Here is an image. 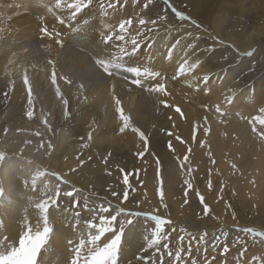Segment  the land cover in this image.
I'll list each match as a JSON object with an SVG mask.
<instances>
[{"label":"rangeland","instance_id":"rangeland-1","mask_svg":"<svg viewBox=\"0 0 264 264\" xmlns=\"http://www.w3.org/2000/svg\"><path fill=\"white\" fill-rule=\"evenodd\" d=\"M58 1L51 0V10H58L47 19L26 12L0 21V204L9 212L7 222L0 223V264H45L49 256L53 261L48 264L92 263L81 246L70 258L53 257L49 240L57 232L60 213L69 218L64 227L70 233L82 231L85 213L91 223L98 221L96 226L106 229L103 249L90 257L94 264H110L121 223L125 231L118 264H264V176L257 174L264 171V0H237L235 10L221 7L228 0H203L205 7L200 4L198 11L188 0ZM19 19L27 22L6 32ZM105 19L109 26L100 32L98 25ZM220 19H225L220 26L237 46L216 28ZM249 31L262 34V43L248 39ZM26 33L35 35L30 43L43 41L44 34L56 35L57 50L69 48L74 55H52L46 46L35 54ZM225 54L237 60L228 63ZM81 56L97 65L98 74L73 72ZM193 61L194 80L187 84L172 65ZM156 102V117L168 126L154 122L141 129L131 109L137 107L140 116H146L145 108ZM195 106L206 109L194 119L201 132L197 142H175L181 143L184 154L179 148L174 153L172 139L152 144L151 139L178 136L179 125H189L184 112ZM121 116L145 134L147 149L136 132L119 131ZM231 119L253 129L250 135L258 146L253 163L241 172L230 164L221 166L217 157L196 160L206 142L216 137L213 123ZM128 131L134 134L129 154L118 155L112 145L128 139ZM160 147L172 154L159 156ZM75 189L79 191L74 196L65 195ZM106 197L122 210L111 205L110 211L99 212L101 205H109ZM154 221L157 235L163 230L164 236L158 250L147 247Z\"/></svg>","mask_w":264,"mask_h":264},{"label":"bare ground","instance_id":"bare-ground-1","mask_svg":"<svg viewBox=\"0 0 264 264\" xmlns=\"http://www.w3.org/2000/svg\"><path fill=\"white\" fill-rule=\"evenodd\" d=\"M61 1V0H59ZM58 1V2H59ZM64 1V0H63ZM73 1V0H72ZM189 2H191V4L194 6L193 9H197L198 11V8L200 6V4L203 5V0H188ZM229 1V2H228ZM228 1H225V4L221 3V7L224 6V8H228L229 9H232V10H235L237 7H238V4H237V0H228ZM226 2H228L226 4ZM55 3V2H54ZM162 5H160V7L162 6L163 10L165 12H167V14L170 16L171 14H169V10H167V5H163V3H161ZM62 6L66 5V4H61ZM71 5V4H70ZM51 6H52V2L51 0H0V21L3 22L4 19H10V18H13L12 16H15V15H20L22 13H35V14H40V17H42V15H45V19H47V15L50 17V12L51 11H56L58 10V8L55 6L53 7L54 9L56 10H51ZM67 6V5H66ZM218 6V5H217ZM217 6L215 7L217 9ZM71 7V6H70ZM203 7H205V5H203ZM207 8V6H206ZM70 10V9H69ZM57 12V11H56ZM55 13V12H53ZM59 13V12H58ZM166 14V15H167ZM195 14V12H194ZM25 15V14H23ZM62 14H59L58 16H60ZM167 15V16H168ZM16 17V16H15ZM19 17V16H18ZM23 17V16H22ZM56 17V15H55ZM171 17V16H170ZM20 18V17H19ZM28 18V17H27ZM32 18V16H31ZM44 18V17H43ZM58 19H61L59 17H57ZM75 18V17H74ZM73 18V19H74ZM227 18V17H225ZM44 19V20H45ZM76 19V18H75ZM216 19V18H215ZM11 20V19H10ZM15 20V19H14ZM21 20V19H19ZM18 20V21H19ZM72 20V19H71ZM191 20V19H190ZM214 20V19H213ZM221 21L218 22V27H216L218 29V31L221 33V34H225L223 27L220 26V24H224V20L223 19H220ZM8 21V20H7ZM13 21V20H12ZM32 21V20H31ZM34 21V20H33ZM43 21V20H42ZM41 21V22H42ZM49 21V20H48ZM48 21L45 23H48ZM52 21V20H51ZM56 21V20H55ZM73 21V20H72ZM75 21V20H74ZM73 21V22H74ZM77 21V20H76ZM75 21V22H76ZM6 22V21H4ZM25 22H27L26 19H22L20 22H11V24L8 26V30L6 29V32L8 31H11L10 28H14V29H17L20 27V25H24ZM50 22V21H49ZM59 22V21H58ZM33 23V22H32ZM77 23V22H76ZM93 23V22H92ZM226 23V22H225ZM1 24V23H0ZM3 24V23H2ZM44 24V23H43ZM51 24V22H50ZM54 24V23H53ZM80 24V23H79ZM89 24V23H88ZM107 23L106 19L102 21V23L96 27H98V31H102V29L105 28V25ZM37 25V24H36ZM42 25V24H41ZM49 25V24H48ZM52 25V24H51ZM58 25V24H57ZM83 25V24H82ZM81 25V26H82ZM31 26V25H30ZM29 26V27H30ZM33 26V25H32ZM38 26V25H37ZM36 26V27H37ZM40 26V25H39ZM47 27V25H45ZM60 26V25H59ZM62 26V25H61ZM78 26V24L76 25ZM85 26V25H84ZM83 26V27H84ZM90 26V25H89ZM25 27V26H24ZM28 27V26H27ZM26 27V28H27ZM45 27V28H46ZM80 27V26H79ZM230 27V26H229ZM21 28V27H20ZM33 28V27H32ZM40 28H43V27H40ZM67 28V27H66ZM87 29V27H85ZM102 28V29H101ZM50 29H53L50 28ZM50 29H48L50 31ZM55 29V28H54ZM59 29V27H58ZM61 29V27H60ZM63 29V28H62ZM223 29V30H222ZM25 31V29H22ZM28 30V29H27ZM64 30V29H63ZM32 31V30H31ZM47 31V29H46ZM44 31V33L46 32ZM65 31V30H64ZM85 31V30H84ZM23 32V31H22ZM27 32V31H26ZM48 32V31H47ZM51 32V31H50ZM250 32V31H249ZM53 33V32H52ZM64 33V32H63ZM77 33V31H76ZM80 33V32H79ZM2 34V33H1ZM19 34V33H18ZM28 35V33H26ZM43 34V33H41ZM54 34V33H53ZM83 34V33H82ZM86 34V33H85ZM215 34V33H214ZM37 35V34H36ZM40 35V33L38 34ZM46 35V34H44ZM44 38H42L43 41H33L30 43L29 40H32L33 37H35V35H28L29 37H27V42H28V45H31V48L32 50H30L31 52H34L35 54H40L39 51H42L41 49L44 48V46L48 47L47 49L49 50V52L52 54V55H55L57 53H60V51L62 52H70V55H74L72 54V50L69 49V48H65V50H60L58 51L56 47H58L57 45V41H56V35L55 37L54 36H51L50 34H47L46 36H44ZM87 35V34H86ZM92 35V34H91ZM248 39L250 38L251 41H253L254 43L257 41V42H261L260 41L261 39L263 40V38H260L262 36V34H258V33H254L253 31L250 32L248 34ZM2 36V35H0ZM74 36V35H73ZM89 36V35H88ZM87 36V38H88ZM219 36V34H218ZM222 36V35H221ZM225 36L228 40L231 41V43L233 45H236V40L235 38H230V36L228 35H223ZM24 37H25V34H24ZM220 37V36H219ZM233 37V36H232ZM3 38V37H2ZM218 38V37H217ZM58 39V37H57ZM73 39V38H72ZM219 39V38H218ZM1 40V39H0ZM35 40V39H34ZM222 40V39H221ZM226 40V39H225ZM227 41V40H226ZM7 42V41H6ZM60 42V41H59ZM91 42V41H90ZM256 42V43H257ZM26 43V42H25ZM49 43V45H48ZM231 43L228 42V44L232 45ZM5 44V43H4ZM83 44V43H82ZM35 45V46H33ZM90 45V43H89ZM232 45V46H233ZM251 45V44H250ZM33 46V47H32ZM51 46V47H50ZM93 46V45H92ZM254 46V45H253ZM45 47V48H46ZM261 47V46H260ZM263 47V46H262ZM30 48V46H29ZM60 48V47H59ZM63 48V47H62ZM74 48V47H73ZM51 49V51H50ZM232 49V48H231ZM94 50V49H93ZM123 50V49H122ZM227 51V50H226ZM3 52V51H2ZM96 52V51H95ZM224 54V53H223ZM246 54V53H245ZM5 56V55H4ZM226 57H228V54H225ZM224 56V57H225ZM225 57V58H226ZM95 60V59H94ZM110 60V59H109ZM228 60L229 62L228 63H233V60H237L233 55L229 56L228 57ZM231 60V61H230ZM112 61V60H111ZM174 61H176V58H174L173 61H171L170 63H173ZM189 61V60H188ZM95 62V61H94ZM222 62V61H221ZM170 63H166V65H172ZM197 62L193 61L191 62V64H189V66H184L181 65L180 67L176 66V65H172L174 70L177 71L178 74H180V76H182L185 80V82H189L191 80H194V78L192 77L191 75V69L193 68V66L196 64ZM142 65V64H141ZM225 66V65H224ZM153 67V66H151ZM155 67V66H154ZM201 67V66H200ZM156 68L155 69L153 68L152 70L155 72L156 74ZM166 68V67H165ZM219 68V67H218ZM148 70V69H147ZM159 71V70H158ZM73 72L74 73H80L82 76H85V77H88L89 75H95V74H98L96 73L97 72V65L93 64V62L89 59V57L87 58L86 56H81L79 59H77V61L75 62L74 66H73ZM160 72V71H159ZM163 75H166V78H168V75L167 73L165 72H162ZM20 76V75H19ZM161 76V75H160ZM28 77V76H26ZM23 78V76H22ZM84 78V77H83ZM162 78V77H161ZM86 79V78H85ZM88 79V78H87ZM22 80V79H21ZM24 81V80H23ZM163 81V80H162ZM36 83V82H35ZM159 83V82H158ZM167 83V82H166ZM165 83V84H166ZM192 83V82H191ZM188 84V83H187ZM35 86V85H34ZM37 86V85H36ZM35 86V87H36ZM40 86V85H39ZM175 86L177 87L176 83H175ZM167 87V86H165ZM205 88V86H204ZM41 89V88H40ZM38 90V89H37ZM42 90V89H41ZM187 90V89H186ZM175 92V91H174ZM182 93V92H181ZM187 94V93H185ZM180 95V94H179ZM191 95V94H190ZM175 96V94H174ZM231 96V95H230ZM180 97V96H179ZM188 97V96H187ZM191 97V96H190ZM197 100V99H196ZM202 100V99H201ZM200 101V99L198 100ZM201 102V101H200ZM142 104V103H141ZM138 105V104H137ZM200 105V104H199ZM226 106L223 107L226 109L227 104H225ZM157 105V102L156 103H152L148 108H145V112H146V116H140V110L136 107L134 108L133 107V110L131 109V115L134 117L135 119V123L137 125H140V128L142 125H150L152 123H156L158 122V125H160L162 122L164 126H168V123L164 120V119H159L158 117H156L157 114H159V109L157 110L156 108ZM145 107V106H144ZM185 109V108H184ZM186 110V109H185ZM204 109L203 108V111L202 109H200L199 106H195V108L193 110L191 109H187L184 113H186V118H187V121L189 122V125H179V128L181 129L180 130V134H178V136H176V133H175V136L176 137H162V138H155L154 141L151 139V141L153 142L152 144L155 143H160L161 140H168V139H172V146L174 148V153L177 151L176 149H178V151L181 153V154H184V148H182L181 146V143H180V146L175 143V142H178V141H183L185 143H188V144H191L193 143L194 141H196V138H198V133H200L201 131H198L197 130V127L196 125H194V119H196V117H201L202 113H204ZM183 111H181L182 113ZM207 112V111H206ZM206 114V113H205ZM160 115V114H159ZM236 115V114H235ZM227 117V116H226ZM225 118V117H224ZM180 119V118H179ZM229 119V118H227ZM233 119V118H232ZM232 119L231 121H228V120H225V122L223 124H221L220 122H218L217 124L213 123L214 124V135H216V137L214 139H210L209 141L206 142V145H205V149L200 152L197 156H196V160L198 159H201V158H207V159H210V158H216L217 157V160L220 161V164L221 166L222 165H228L230 164L229 166L234 169V171H238V172H241L243 169H246V165L248 164H252L253 163V160L255 158L254 156V152H255V147H258L256 142L254 141L252 135H250V130L252 131L253 129H246V127L241 124V123H237V122H232ZM176 120V118L173 119V122ZM196 121V120H195ZM200 121V120H198ZM193 124V127H192V124ZM200 122H198L199 124ZM135 124V126H136ZM197 124V125H198ZM157 125V124H156ZM173 128H175V123H173ZM191 126V127H190ZM143 127V126H142ZM255 128V126H254ZM142 129V128H141ZM176 129V128H175ZM179 130V129H178ZM177 131V130H176ZM210 131V129L208 130ZM178 132V131H177ZM193 132V133H192ZM253 132V131H252ZM192 133V134H191ZM160 134V133H159ZM128 139L124 140H120L121 142L120 143H117L116 146H113L112 145V149H115V153H117L118 155H126V154H129V151L127 150V147H128V142L133 140V136L134 134H132V132L128 131ZM100 141V140H98ZM142 141V140H141ZM162 141V142H163ZM161 142V143H162ZM160 143V144H161ZM111 144V143H110ZM109 144V145H110ZM104 146V145H103ZM108 149H110V146L108 147ZM111 149V150H112ZM158 150V155L159 156H164L165 154H169L171 155L172 153L171 152H166V150L164 151V149L162 147L160 148H156ZM262 151H264V147L261 148ZM136 152V151H135ZM174 155V154H173ZM204 156V157H203ZM240 161L239 164L236 165V168H233L234 166V163L236 161ZM231 162V163H230ZM54 169V168H53ZM175 173L176 171H178V167L177 166H174L173 169H172ZM51 171V170H50ZM49 171V172H50ZM60 171V170H59ZM173 171L171 172V174L173 173ZM233 171V170H232ZM52 172V171H51ZM177 174V173H176ZM257 174H261L262 176H264V171H258ZM50 176V175H49ZM164 176V175H162ZM51 179H54V178H51ZM163 179V178H162ZM176 179V178H175ZM264 180V179H263ZM175 182V181H174ZM260 186H263L264 187V183ZM249 190V188H248ZM71 191V190H70ZM256 191L255 188H250V192H254ZM84 194H87V196H93L89 193H84ZM95 195V194H94ZM81 196V195H80ZM95 197L99 198V197H103V196H98L96 195ZM109 205H112V206H116L117 207V210L120 211L122 210L120 206H118L116 203H111L110 201H108L109 199L106 197L104 199ZM110 202V203H109ZM115 202V201H114ZM1 206V209H0V223H6L7 222V217H8V207L7 206H4L3 203L0 204ZM111 206V207H112ZM225 207V206H224ZM113 208V207H112ZM125 209V208H124ZM124 211V210H123ZM125 212V211H124ZM120 213V212H119ZM118 213V214H119ZM123 213V212H121ZM74 215V214H73ZM122 215V214H121ZM120 215V216H121ZM59 224L57 222L56 224V228H57V232L55 233L54 236L51 237L52 240H49V247L51 249V253L53 254V257L54 255H61L59 256V261L63 259V257H67L69 256V258L71 257L70 255L73 254V252H77V249L78 247H82L81 249H83V251H85L86 254H88L89 257H87L86 255V258H89V261L92 260V263L88 261V259L85 258V260H87V262H89L90 264H94V261L95 260L94 258L93 259H90V257L92 258V256L94 254H97L99 252V250H102L103 247H102V243H101V237L103 236V234L106 232V229L103 228L101 226V229L100 226L97 227L96 225H98V221H95L94 223H91L90 222V217H88V215L85 213V215L83 214V218L84 220H82L80 222V225H81V230L82 231H74L72 233H70V229L69 228H65L64 227V223L69 219L68 217L64 218V215L62 213H60L59 215ZM119 216V215H118ZM10 217V216H9ZM115 217V216H114ZM124 217V216H123ZM116 218V217H115ZM114 218V219H115ZM113 220V219H112ZM121 220V219H120ZM101 222V221H100ZM150 222V221H149ZM102 223V222H101ZM152 224V222H150ZM37 224V223H36ZM107 227V223H105ZM103 224V225H105ZM113 223L111 222L110 225H112ZM108 224V227L110 226ZM231 225V223L229 224ZM226 226V225H224ZM43 227V226H42ZM229 227V226H228ZM1 228V227H0ZM110 228H113V226H110ZM109 228H107L108 230ZM2 231V229H1ZM110 231V230H108ZM227 231V230H226ZM64 251V252H62ZM82 251V250H81ZM126 251V250H125ZM132 252V251H131ZM133 253V252H132ZM65 255L62 257V255ZM134 254V253H133ZM77 255V254H76ZM75 255V256H76ZM127 255V254H126ZM73 256V255H72ZM83 257H85V255L82 254ZM95 256V255H94ZM126 257V256H125ZM96 258V257H95ZM58 259V258H57ZM66 259V258H65ZM49 261H53L50 259V256L47 257V260H45V264H48ZM103 262V261H102ZM51 263V262H49ZM59 263V262H58ZM96 263V261H95ZM123 263V261H122ZM88 264V263H87Z\"/></svg>","mask_w":264,"mask_h":264},{"label":"snow or ice","instance_id":"snow-or-ice-1","mask_svg":"<svg viewBox=\"0 0 264 264\" xmlns=\"http://www.w3.org/2000/svg\"><path fill=\"white\" fill-rule=\"evenodd\" d=\"M164 2L168 3V0H164ZM175 15L181 20L187 19V17H185L182 13H179V12H175ZM141 23L143 24V23H145V21H142ZM247 55H249V56L252 55V52H248ZM145 74H148V72H145ZM155 75L158 76L159 73H156ZM133 82H134V80H133ZM164 106H167V104H165ZM122 111H123V109L121 106V113H122ZM118 115H120V113H118ZM121 122H122V127L119 129V131L121 133H123V132H125L126 129H131V131L136 132L138 134L139 139L144 141L145 149H147V146L149 143L148 138L145 136V134H143L142 131H140L138 128L132 126V124L130 122V118L125 120L123 118V116H121ZM90 138H91V136L89 135V139ZM169 149L171 150V144L170 143H169ZM137 155L142 156L143 153H138ZM123 183L126 186L125 191H124V200L126 201L128 199V186H129V180H128V176L126 174L124 175ZM76 191H79V189H75L71 192H67V193H65V195L74 196ZM112 194L114 196L117 195V193H115V192H113ZM160 196H161V202H163V192L160 193ZM85 205H87V199H85ZM77 206H78V202H77ZM110 209H111V205H108V206L101 205L99 207L98 211L99 212H105V210L110 211ZM127 215H142V214H140V213H127ZM143 215L147 216V214H143ZM107 219H109V218H107ZM110 219H111V217H110ZM161 220L164 221V225L167 223V221L165 219L161 218ZM154 223H155V228L152 232V238L150 240H148L147 247L148 248H157V250H158L159 242L161 239L164 238V236L162 235L163 230H161L159 232V235H157L156 221H154ZM113 227H114V224H113ZM124 231H125V225L123 223H121L120 235L116 237L115 241H113V247L115 248V254L111 258L110 264H118V257H119V251H120L118 245L122 241V235H123ZM45 239H47V237H45ZM164 247L167 248V244H165Z\"/></svg>","mask_w":264,"mask_h":264}]
</instances>
